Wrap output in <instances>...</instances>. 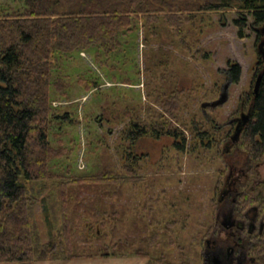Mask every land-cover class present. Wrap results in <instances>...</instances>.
<instances>
[{
	"label": "rangeland",
	"instance_id": "rangeland-1",
	"mask_svg": "<svg viewBox=\"0 0 264 264\" xmlns=\"http://www.w3.org/2000/svg\"><path fill=\"white\" fill-rule=\"evenodd\" d=\"M206 1L171 0L174 9L139 15L135 30L119 35L121 46L110 58L98 56L97 48L73 52L53 72L49 138L63 153L51 161L52 172L107 177L104 184L70 190L66 229L57 188L47 182L34 205L35 222L54 257L36 264H204L206 241L221 228L218 199L229 165H251L244 189L262 193L264 161L252 164L242 145L224 154L230 129L224 125L239 115L243 97L250 101L246 94L263 66L258 28L239 38L238 10L197 11ZM25 6L26 0H0V16ZM229 61L242 68L239 83L227 75ZM227 82L229 101L207 109L209 121L202 104L217 100ZM176 91L175 116H163L165 128L183 133L178 140L153 134L129 139L131 123H161L156 118L165 113L164 97ZM197 125L208 133L204 139ZM183 137L182 151L176 145Z\"/></svg>",
	"mask_w": 264,
	"mask_h": 264
},
{
	"label": "trees",
	"instance_id": "trees-1",
	"mask_svg": "<svg viewBox=\"0 0 264 264\" xmlns=\"http://www.w3.org/2000/svg\"><path fill=\"white\" fill-rule=\"evenodd\" d=\"M199 6L196 10L202 12L238 10L239 18L234 24L241 39L246 37L248 28H258V49L263 60L259 69L263 77L258 93L246 94L252 111L241 145L252 164L264 161V0H207ZM164 7L174 9L171 0H26L23 11L0 16V264H36L54 257V250H46L35 222L34 205L43 197L47 182L54 181L53 187L57 188L65 229L70 190L106 182L107 176L67 178L50 168L51 161L63 153L51 145L49 138L54 118L49 106L53 72L60 69L64 56L73 52L97 48L101 50L98 56L110 58L121 46L119 35L135 30L139 15L162 13ZM244 13L252 16V24ZM228 66L229 79L239 83L240 64L229 61ZM59 84L61 81L54 83L57 88ZM180 96L181 92L176 91L164 97L165 113L156 118L160 124L147 123L142 127L131 123L128 138L134 141L153 134L178 140L183 133L172 126L165 128L168 122L163 115L175 114ZM61 119L68 120V116ZM195 129L200 139L208 135L198 125ZM186 142L183 137V144L176 146L183 151ZM127 171L128 176L134 175L131 168ZM239 203L240 211L257 206L264 215V189L257 195L245 190ZM250 254L264 262V231L252 238Z\"/></svg>",
	"mask_w": 264,
	"mask_h": 264
},
{
	"label": "flooded vegetation",
	"instance_id": "flooded-vegetation-1",
	"mask_svg": "<svg viewBox=\"0 0 264 264\" xmlns=\"http://www.w3.org/2000/svg\"><path fill=\"white\" fill-rule=\"evenodd\" d=\"M247 104L249 106L246 110ZM251 104V101L247 102L246 98L243 97L239 115L233 116L227 125H224V127L230 128L226 133L225 155L231 154L230 152L234 148L240 151L241 138L251 117L246 125L243 126V131L237 142L233 141V135L238 124H243V116L249 114ZM217 108L209 107L208 109L214 110ZM238 163L235 162V164L229 165L230 173L226 177L223 190L218 199L219 212L217 223L221 219V228L218 229L216 235H213L206 241L204 264H214L215 257L219 259L221 264H264V262L261 263L250 254V242L252 238L261 235L264 231V215L260 213L257 206H250L245 211H240L239 199L244 195V188H246L249 182L248 173L251 172V165H247V162ZM227 204L231 206L227 207Z\"/></svg>",
	"mask_w": 264,
	"mask_h": 264
},
{
	"label": "water",
	"instance_id": "water-1",
	"mask_svg": "<svg viewBox=\"0 0 264 264\" xmlns=\"http://www.w3.org/2000/svg\"><path fill=\"white\" fill-rule=\"evenodd\" d=\"M262 77H263V72L259 73L258 76H257L256 82H255V86H254V93L255 94L258 93ZM231 84H232L231 82H227L224 85L223 92L221 93L220 97L217 100H214V101H211V102H205V103L202 104L203 113L206 115V117H207V119L209 121L211 120V117L207 113V109L209 107L216 108V107L222 106L229 100V88H230ZM251 111H252V109L250 110L248 115L243 116V124H241V123L238 124L237 129H236V131H235V133L233 135V141L234 142H237V140L239 139L240 134L243 131V126L246 125L247 121L251 117ZM214 264H221L219 259H217L216 257L214 259Z\"/></svg>",
	"mask_w": 264,
	"mask_h": 264
},
{
	"label": "bare ground",
	"instance_id": "bare-ground-1",
	"mask_svg": "<svg viewBox=\"0 0 264 264\" xmlns=\"http://www.w3.org/2000/svg\"><path fill=\"white\" fill-rule=\"evenodd\" d=\"M215 110V109H214ZM208 113V112H207ZM245 113V112H244ZM249 179V178H248Z\"/></svg>",
	"mask_w": 264,
	"mask_h": 264
}]
</instances>
